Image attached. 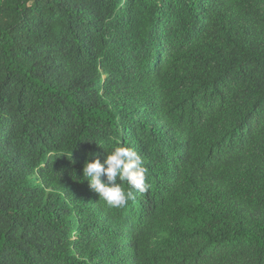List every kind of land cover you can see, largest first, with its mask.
Wrapping results in <instances>:
<instances>
[{"label": "trees", "instance_id": "obj_1", "mask_svg": "<svg viewBox=\"0 0 264 264\" xmlns=\"http://www.w3.org/2000/svg\"><path fill=\"white\" fill-rule=\"evenodd\" d=\"M0 264H264V0H0Z\"/></svg>", "mask_w": 264, "mask_h": 264}, {"label": "clouds", "instance_id": "obj_2", "mask_svg": "<svg viewBox=\"0 0 264 264\" xmlns=\"http://www.w3.org/2000/svg\"><path fill=\"white\" fill-rule=\"evenodd\" d=\"M147 173L140 154L126 146H116L103 162L100 159L87 161L83 169L90 188L113 208H122L130 199L134 200L132 189L141 193L148 191ZM118 180L127 181L129 190L122 188Z\"/></svg>", "mask_w": 264, "mask_h": 264}]
</instances>
